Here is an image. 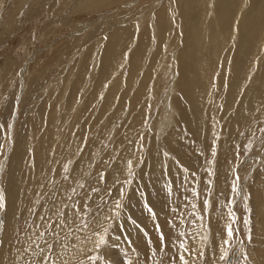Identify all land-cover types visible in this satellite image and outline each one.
<instances>
[{"label": "rangeland", "instance_id": "rangeland-1", "mask_svg": "<svg viewBox=\"0 0 264 264\" xmlns=\"http://www.w3.org/2000/svg\"><path fill=\"white\" fill-rule=\"evenodd\" d=\"M207 1L0 0V264H182L180 256L188 264H264V79L252 88L258 95L243 99L242 108L249 106L240 125L233 110L245 77L224 74L221 63L228 59L232 71V28L259 16L264 2L213 0L211 16ZM221 8L229 28L217 26ZM161 14L166 27L148 56L151 19ZM194 36L221 47H207V67L185 61L177 120L161 137L157 127L178 77L159 75L158 67L168 45L182 52ZM253 36L243 74L263 55V34ZM113 165L123 168L116 177Z\"/></svg>", "mask_w": 264, "mask_h": 264}, {"label": "bare ground", "instance_id": "bare-ground-1", "mask_svg": "<svg viewBox=\"0 0 264 264\" xmlns=\"http://www.w3.org/2000/svg\"><path fill=\"white\" fill-rule=\"evenodd\" d=\"M250 1V0H249ZM228 2V1H227ZM226 2V3H227ZM247 2H248V0H247ZM247 2L246 3H244V2H242V4H240L239 3V6H238V8H239V10H238V14H241V16L242 15H245V14H243V12L245 11L244 10V8H246L247 7ZM263 2H264V0H263ZM204 3V2H203ZM216 3V2H215ZM207 4H208V10L210 11V15L212 16V15H214V11H217V10H215V9H213V0H208L207 1ZM156 5V4H155ZM159 5V4H158ZM211 5V7H209ZM214 5H216V4H214ZM224 5V4H223ZM228 5V4H227ZM1 7V6H0ZM152 7V6H151ZM222 7V6H221ZM224 7V6H223ZM253 7H256L255 5L253 6ZM173 8V7H172ZM216 9H217V7H215ZM225 8V7H224ZM229 8V7H228ZM227 8V9H228ZM150 9H152V8H150ZM220 9V8H219ZM222 9V8H221ZM257 9H261V8H257ZM257 9L256 8H253V9H251L252 10V13H255V11L257 12ZM214 10V11H213ZM250 10V9H249ZM248 10V11H249ZM219 11V10H218ZM247 11V12H248ZM225 12H227L226 14H228V11H224L223 9L222 10H220L217 14V18H218V28L219 27H221V29H223L224 27H227V28H229V24H228V26H227V22L229 21V19H228V16L229 15H226L225 14ZM229 12H230V9H229ZM171 13V12H170ZM249 13V12H248ZM247 13V14H248ZM151 14V13H150ZM259 14V13H258ZM235 15V14H234ZM250 17H251V15L250 14H248ZM247 15V16H248ZM146 16V15H145ZM151 16H152V14H151ZM150 16V17H151ZM157 16V15H156ZM166 17V15H163V14H161L160 15V19H155V18H153V19H151V23H152V26H150V27H152L153 29H151V31L153 30V36H154V40H153V42H151L152 43V47H151V49L149 50V53H148V56H149V54L150 53H152V52H155V51H153L154 50V47L157 45V37H158V35H159V28H161V29H164L165 27H166V22L164 21V18ZM170 15H168L167 17H169ZM176 16V15H175ZM236 16V20H240L239 19V17H238V15H235ZM235 16H234V18H235ZM258 17V18H257ZM159 18V17H158ZM176 18V17H175ZM178 18V17H177ZM229 18H231V17H229ZM248 18V17H247ZM247 18L246 17H244V20L241 22V24L239 25V27H238V29H237V27L232 23V26L234 25L235 26V29H233L232 28V30H234V35H230L231 34V32H229V34L227 33V37H228V35H230L231 37L232 36H234L233 37V40L234 41H232V48L233 47H236V49H237V51H236V54H238L237 55V59H236V61L234 62V65L232 66V71H231V68H230V66H229V68L230 69H227L228 68V63H227V60H224V61H222L221 63H222V68H223V70H224V74H225V72L228 70V72H230L231 74L233 73V75H234V78H235V80H236V78H237V81L239 80L238 78H240V76H241V79H242V77H243V75H244V77H245V79L243 80L244 81V83H243V81H242V84L240 83V81H238V83L241 85L240 86V88H238V95H240L239 97H241V100H239L240 102L238 103V100H237V98L233 101V105H232V107L234 108V106L236 105V103H238V105H237V108H236V110H233V114H235V117H237V120H235V121H240L241 120V116H242V120L244 119V115H245V113H246V111L248 110V106H244L245 108H242L243 107V99H245V96H247V94L249 93V92H252L253 93V91H252V88L254 87V86H258V84L260 83V81H262L261 79H264V33H262V31H264V9H261V11H260V15L258 16L257 14H256V16L255 17H251V19H249L248 20V22L250 23V24H252V27L250 28V26H249V23H246V20H247ZM257 18V19H256ZM146 19V18H145ZM171 19H173V18H171ZM178 20V19H177ZM233 20V19H232ZM259 20H261L260 22H258ZM148 21H149V17H148ZM176 21V20H175ZM195 21V20H194ZM145 22V21H144ZM179 22V21H178ZM192 22V21H191ZM148 23V22H147ZM150 23V22H149ZM150 23V24H151ZM173 24H171V25H174V23L175 22H172ZM236 23H237V21H236ZM213 24H214V22H213ZM181 25H183V24H181ZM198 25V24H197ZM215 25V26H216ZM205 26V25H204ZM215 26H214V28L213 29H215ZM216 26V27H217ZM140 27H142V26H140ZM183 27V26H182ZM176 28V27H175ZM181 28V27H180ZM197 28V27H196ZM149 30H150V28H148ZM174 29V28H173ZM190 30H194V27H189V30H188V32H190ZM199 30V29H198ZM225 30V29H224ZM224 30H222L223 32H224ZM227 30V29H226ZM147 32H149V31H147ZM171 32H173V31H171ZM170 32V33H171ZM187 32V33H188ZM195 33H197L198 31H194ZM214 32H216V31H214ZM259 32H261V34H263V37H262V41H260V42H262L261 43V45H259V51H258V54L261 52V51H263V55L260 57V56H256V58H257V62L255 63V66L251 69V72H247V74L246 73H244L243 74V72H244V69H245V61H247L248 60V58L250 57V53L254 50V47L255 46H253L254 45V43H255V41H257L256 40V38L253 36V34H256V33H259ZM169 33V34H170ZM203 33V32H202ZM220 33H221V31H220ZM225 33V32H224ZM146 34V33H145ZM162 34V33H161ZM174 33H172V34H170V35H173ZM181 34V33H180ZM189 34V33H188ZM169 35V37H171ZM182 35V34H181ZM196 35V34H195ZM221 35V34H220ZM223 35V34H222ZM237 35H240L239 37H240V40L238 39V41H239V46H237V44H236V38H238L237 37ZM259 35V34H258ZM176 36H177V34H176ZM216 36V35H215ZM219 36V35H218ZM226 36H222L223 38H225ZM229 36V37H230ZM173 37V36H172ZM175 37V36H174ZM182 37V36H181ZM149 38H150V36H149ZM160 38V37H159ZM178 38H179V36H178ZM189 38V37H188ZM218 38V37H217ZM222 38V39H223ZM163 39H164V37H163ZM166 39V38H165ZM168 39V38H167ZM176 39V38H175ZM219 39V38H218ZM231 39V38H230ZM258 39V38H257ZM177 41H178V39H176ZM175 40V42H177ZM212 40V39H211ZM210 40V41H211ZM224 40V39H223ZM222 40V41H223ZM181 41V40H180ZM228 41H230L229 39H228ZM167 42H168V40H167ZM225 42V41H224ZM241 42V43H240ZM172 42H171V40H170V44H171ZM228 43V42H227ZM120 44V43H119ZM168 44V43H167ZM167 44H165V46L163 45V50H165L164 49V47L166 48V45ZM219 44H221L220 42H219ZM226 44V43H225ZM160 45V44H159ZM170 46H172V44L170 45ZM217 46V42H216V39L214 40H212L211 41V43H209L208 45H205L204 43H203V41H201V39H198L196 36H194V38L193 37H191L190 39H188V42L186 43V46H184V50L181 52L180 51V48L178 49V50H175V49H173V48H169V45L167 46V48H166V51H167V53H166V55H165V58H164V61H163V59H162V64H160L161 66L160 67H158V69L160 68V70H159V75H162V76H164V77H168L169 75H171L172 73L174 74H172L173 76H171V77H173L174 78V76L176 75L178 78L177 79H173L172 81H174L172 84H173V88L171 87V91H170V93L172 94V102H171V104L168 106V107H170V111L169 112H165V115H164V117H162L161 118V120H160V122H159V125H158V134L162 137V135L164 134V135H166V129L167 128H169V127H171L172 125H173V118L177 115V113H178V111H179V106H178V103H179V97H178V95H180V94H182L183 92H182V90L180 89V86H181V84L179 83L180 81H182V79L183 78H185V77H187V73H188V70H187V73H186V76H184V74H185V71H184V69H185V67H186V65H185V61L186 62H190L189 63V65H191V57H193V59L196 61V66H200V67H207V66H209L210 64L212 65V63H211V59H208L207 58V55H206V50L207 49H209V48H207V47H212V48H215ZM145 47V46H144ZM178 47V46H177ZM177 47H175V48H177ZM181 47V46H180ZM191 47H194V48H197V49H194V48H191ZM217 47H219V46H217ZM221 47V46H220ZM219 47V48H220ZM225 47V46H224ZM141 48V47H140ZM147 48L148 47H146V50H147ZM160 48V47H159ZM187 48V49H186ZM219 48H218V50H219ZM227 48V47H226ZM116 49V48H115ZM173 49V50H172ZM186 49V50H185ZM191 49H193V51L191 52V55H189V56H186V51L189 53V51H191ZM231 49V48H230ZM256 49V48H255ZM215 50H217V49H215ZM227 50H229L228 48H227ZM232 50V49H231ZM234 50V49H233ZM174 51V52H173ZM256 51H257V49H256ZM142 52V51H141ZM157 52V51H156ZM218 52V51H217ZM163 53V52H162ZM254 53H255V51H254ZM164 54V53H163ZM192 54H194L193 56H192ZM216 54H218V53H216ZM223 54V53H222ZM230 54V53H229ZM235 54V53H234ZM252 55H253V53H251ZM186 57H185V56ZM228 55V54H227ZM260 55V54H259ZM225 56V55H224ZM229 56H231V54L229 55ZM135 57V56H134ZM162 57V56H161ZM218 57V56H217ZM226 57V56H225ZM120 58V57H119ZM148 58V57H147ZM212 58V57H211ZM214 58V57H213ZM212 58V59H213ZM255 58V57H254ZM252 58H250V60H251ZM137 60V59H136ZM160 60H161V58H160ZM214 60V59H213ZM230 60V59H229ZM249 60V61H250ZM121 61H123L122 59H121ZM153 61V60H152ZM234 61V60H233ZM254 61V60H253ZM124 62V61H123ZM159 62V61H158ZM167 62H171L170 63V69H169V71L168 72H166V70H168V69H166V67H167V65H169V64H167ZM213 62V61H212ZM220 62V61H219ZM250 62H252V61H250ZM98 63H99V61H98ZM122 63V62H121ZM153 63V62H152ZM151 63V64H152ZM216 63V62H215ZM97 64V63H96ZM154 64H156V60H155V63ZM153 64V65H154ZM167 64V65H166ZM233 64V63H232ZM248 64H249V62H248ZM218 65H219V63H218ZM251 65V63L247 66V67H249ZM254 65V64H253ZM125 66V62L123 63V64H121L120 65V63H119V66H118V68L119 67H124ZM154 67H156V66H154ZM218 67V66H217ZM216 67V70L218 69ZM246 67V68H247ZM252 67V66H251ZM98 68V67H97ZM116 68V67H115ZM117 68V69H118ZM138 68V67H137ZM152 68V67H151ZM157 68V67H156ZM249 69H250V67L247 69L248 71H249ZM95 70V69H94ZM246 70V71H247ZM213 71V70H212ZM129 73V72H128ZM156 74V73H155ZM210 74H212V72L210 73ZM214 74V73H213ZM230 74V75H231ZM246 74V75H245ZM147 75V74H146ZM145 75V76H146ZM148 75H150L149 73H148ZM159 75H156V76H159ZM181 75H183L184 77L182 78V77H180ZM232 75V76H233ZM152 76V75H151ZM207 76V75H206ZM209 76V75H208ZM218 76V75H217ZM221 77V76H220ZM230 77V76H229ZM243 77V78H244ZM116 78V77H115ZM180 78H182V79H180ZM217 78V77H216ZM222 79H224V75H222V77H221ZM167 79V78H166ZM188 79V78H187ZM207 79V78H206ZM113 80V79H112ZM164 80V79H163ZM189 80H190V78H189ZM193 80V79H192ZM219 80V79H218ZM225 80H226V78H225ZM224 80V81H225ZM113 81H115V80H113ZM113 81L111 82V83H113ZM185 81V80H184ZM195 81V80H194ZM212 81V80H211ZM223 81V82H224ZM229 81V80H228ZM109 82V83H110ZM186 82H187V80H186ZM189 82V81H188ZM187 82V83H188ZM196 82H198V81H196ZM223 82H219V84H223ZM226 82V81H225ZM210 83H212V82H210ZM227 83V82H226ZM235 83H237V82H235ZM124 84V83H123ZM144 84V83H143ZM197 84V83H196ZM213 84V83H212ZM218 84V83H217ZM216 84V85H217ZM233 84V83H232ZM263 88H264V80H263ZM130 85V84H129ZM150 85V84H149ZM168 85V84H167ZM166 85V86H167ZM192 85H193V83H192ZM214 85V84H213ZM227 85V87H228V85L230 86L231 85V81H230V84H226ZM234 85V84H233ZM251 85H252V87H251ZM260 85V84H259ZM108 86V85H107ZM107 86H106V88H107ZM118 86V85H117ZM122 85H120V87H121ZM191 86V85H190ZM233 87V86H232ZM250 87H251V89H250ZM261 87V86H260ZM261 87V88H262ZM189 88V87H188ZM192 88H194L193 86H192ZM217 88V87H216ZM108 89H110L109 87H108ZM108 89H106L105 90V92L106 91H108ZM117 89V88H116ZM115 89V90H116ZM121 89V88H120ZM230 89H231V87H229L226 91L229 93V91H230ZM114 90V91H115ZM209 90H211V89H209ZM216 90V89H215ZM255 90H256V88H255ZM113 91V90H112ZM114 91H113V93L112 94H114ZM120 91V90H119ZM162 91V90H161ZM219 91V90H218ZM256 91H258L259 92V90H258V88H257V90ZM115 92H117V90L115 91ZM216 92H217V90H216ZM225 92V91H224ZM219 93H221V92H219ZM233 93V92H232ZM241 93H243L242 95H241ZM118 94V93H117ZM123 94V93H122ZM158 94V93H157ZM163 94V93H162ZM217 94H218V92H217ZM234 94V93H233ZM254 94V97H255V95L257 94H259V93H253ZM252 94V95H253ZM99 95H101V94H99ZM109 96H110V94H108ZM160 95V94H159ZM208 95V94H207ZM214 94L212 93V97H213V99H214V97L215 96H213ZM250 95V94H249ZM248 95V96H249ZM102 96V95H101ZM211 96H210V94H209V97L210 98H207V99H209L210 100V102H212V100H211ZM225 96H226V94H225ZM237 96V95H236ZM111 97H112V95H111ZM155 97V96H154ZM227 97V96H226ZM250 97H252L251 95H250ZM113 98V97H112ZM123 98V97H122ZM128 98V97H127ZM151 99L153 98V97H150ZM157 98V97H156ZM163 97H161V99H162ZM232 98V97H231ZM230 98V99H231ZM103 99V98H102ZM109 99L110 100H112L110 97H109ZM114 99V98H113ZM154 99V98H153ZM254 99V98H253ZM257 99V98H256ZM259 99H261V98H259ZM104 100H106V99H104ZM109 100V101H110ZM155 100V99H154ZM158 100V99H157ZM215 100V99H214ZM217 100V99H216ZM250 100V99H249ZM91 101V100H90ZM95 101V100H94ZM258 103H259V101L258 100H256ZM255 101V102H256ZM135 102V101H134ZM216 102V101H215ZM227 102V104H228V101H226ZM231 102V101H230ZM263 102V101H262ZM80 103V102H79ZM106 103H107V101H106ZM213 103V102H212ZM109 104V103H108ZM135 104V103H134ZM186 104H187V102H186ZM214 104H216V103H214ZM264 104V103H263ZM124 105V104H123ZM213 105V104H212ZM229 105V104H228ZM255 105V104H254ZM258 105V104H257ZM260 105H262V104H260ZM162 106V105H161ZM216 105H214V107H215ZM218 106V105H217ZM226 106V105H225ZM250 106H252V104L250 105ZM61 107L62 106H60L59 105V108L61 109ZM76 107H78V106H76ZM165 107V106H164ZM231 107V106H230ZM256 107H258V106H256ZM255 107V108H256ZM216 108V107H215ZM214 108V109H215ZM258 108H260V107H258ZM163 109V108H162ZM169 109V108H168ZM187 109L190 111L191 110V108L188 106V104H187ZM223 109H226V108H223ZM255 110V109H254ZM260 111V110H259ZM52 112V111H51ZM257 112V111H256ZM60 113V112H59ZM58 113V114H59ZM147 113V112H146ZM151 113V112H150ZM180 113V112H179ZM249 113V112H248ZM253 113H254V111H253ZM250 115V114H249ZM256 115V114H255ZM258 115V114H257ZM59 116V115H58ZM173 116V117H172ZM215 116V115H214ZM130 117V116H129ZM177 117V116H176ZM176 117L174 118V123H175V119H176ZM216 117H217V115H216ZM251 117H253V116H251ZM261 117H264V116H261ZM57 118H59V117H57ZM195 115H194V111H193V115H192V118H191V121L193 122V123H195L196 122V120H195ZM218 118V117H217ZM226 118V117H225ZM50 119V118H49ZM177 120V119H176ZM138 120H136V122H137ZM155 121V120H154ZM211 121V120H210ZM244 121V120H243ZM249 121V120H248ZM255 121H257V120H255ZM65 122V121H64ZM156 122V121H155ZM158 122V121H157ZM230 122V121H229ZM241 122L242 121H240V123L239 122H237V123H239L240 125H241ZM251 123L253 122V121H250ZM178 123V122H177ZM202 123H204L203 121H202ZM212 123V122H211ZM233 123V122H232ZM244 123H245V121H244ZM248 123V122H247ZM235 125H236V123H234ZM234 124H232L233 126H234ZM239 124H237L236 126L238 127V125ZM254 124V123H253ZM252 124V125H253ZM77 125V124H76ZM178 125V124H177ZM231 125V126H232ZM239 125V126H240ZM65 126V125H64ZM242 126H243V124H242ZM53 127V126H52ZM76 128V127H75ZM116 129V128H115ZM227 129V128H226ZM239 129V128H238ZM247 129V128H246ZM241 130V129H240ZM244 130V129H243ZM52 131V130H51ZM198 131V130H197ZM229 131H230V127H229ZM231 131H233L232 130V128H231ZM29 133V132H28ZM33 133H34V131H33ZM167 133H168V131H167ZM37 134V133H36ZM197 134V133H196ZM223 134V133H222ZM25 135H26V133H25ZM32 135V134H31ZM30 135V136H31ZM173 135V134H172ZM199 135V134H198ZM29 136V135H28ZM124 136V135H123ZM37 137V136H36ZM198 137V136H197ZM25 138V137H24ZM125 138V137H124ZM28 139V138H27ZM158 139V138H157ZM166 139V138H165ZM217 139V138H216ZM155 140V139H154ZM32 141V140H31ZM163 141V140H162ZM161 141V142H162ZM216 141H218V139L216 140ZM24 142V141H23ZM30 142V141H29ZM28 142V143H29ZM167 144H166V148L169 150L170 148H171V143H172V139H170V138H168L167 139ZM27 143V142H26ZM146 143V142H145ZM72 144V143H71ZM160 143L158 142V145H159ZM173 144V143H172ZM155 145H156V143H155ZM157 145V146H158ZM28 146V145H27ZM26 146V147H27ZM29 146H30V144H29ZM157 146H155L156 148H157ZM20 147V146H19ZM72 147H74V146H72ZM164 147V146H163ZM26 149V148H25ZM29 149H30V147H29ZM28 149V150H29ZM165 149V148H164ZM166 149V150H167ZM217 149V148H216ZM27 150V149H26ZM33 150V149H32ZM215 150V149H214ZM154 151H155V149H154ZM157 151V150H156ZM158 152L159 151H157V155H158ZM17 153H19V151H17ZM33 153V152H32ZM149 153V152H148ZM31 155V154H30ZM36 155V154H35ZM151 155H155V153L153 154H151ZM19 156V155H18ZM31 157V156H30ZM129 157V156H128ZM147 158V157H146ZM153 158V157H152ZM155 158H157V156L155 157ZM149 159V158H148ZM122 160V159H121ZM147 160V159H146ZM150 161V160H149ZM148 161V162H149ZM152 161H156V160H152ZM118 162V161H117ZM122 162H123V160H122ZM125 162V161H124ZM137 162V161H136ZM157 162V164H158V168H160L161 167V164L163 163V159L161 158V160H160V163L158 162V161H156ZM126 163H127V161H126ZM153 163V162H152ZM115 164H118V163H115ZM120 164H122L121 162H120ZM119 164V165H120ZM131 164V163H130ZM119 165H113V168H114V166H115V168H114V170L112 171V173H111V175L110 176H112V177H116L117 175H118V173L119 172H121V170L123 171V164H122V167L121 166H119ZM125 167V166H124ZM130 167V166H129ZM146 167L147 168H149V169H154L153 171H156V166H155V164H153L152 166H151V164H148V163H146ZM126 168V167H125ZM177 170H179V168H177L175 171H177ZM20 171V170H19ZM75 171V170H74ZM221 171V170H220ZM227 171V170H226ZM228 172V171H227ZM226 172V173H227ZM20 173V172H19ZM80 173V172H79ZM123 173H125V172H123ZM14 174H16V172L14 173ZM117 174V175H116ZM176 174V173H175ZM10 175V174H9ZM122 175V174H121ZM124 175V174H123ZM220 175H221V173H220ZM225 175V174H224ZM16 176V175H15ZM156 176V175H155ZM59 177V176H58ZM152 177V176H151ZM9 179H10V177H9ZM115 179V178H114ZM152 179V178H151ZM225 179V178H224ZM153 180H154V178H153ZM82 182V181H81ZM18 184V183H17ZM14 185H16L15 183H14ZM13 185V186H14ZM8 188H10V187H8ZM12 188V187H11ZM21 188V187H20ZM8 191V190H7ZM13 192V191H12ZM16 192V191H15ZM9 194V193H8ZM13 197H15V196H13ZM17 197V196H16ZM15 197V198H16ZM18 198V197H17ZM6 200H7V203H8V213L9 214H11L12 215V213H13V200H12V195L10 194L9 196L8 195H6ZM16 200V199H15ZM17 203V200H16V202H15V204ZM18 204V203H17ZM16 208V207H15ZM14 208V209H15ZM46 216V215H45ZM32 237V236H31ZM33 238V237H32ZM31 238V239H32ZM31 242V241H30ZM30 247V246H29ZM34 247V246H33ZM27 248V247H26ZM31 248V247H30ZM34 249V248H33ZM60 249V248H59ZM97 249V248H96ZM58 250V249H57ZM31 252V251H30ZM33 252V251H32ZM21 253V252H20ZM19 253V254H20ZM23 253V252H22ZM59 253H60V251H59ZM62 253V252H61ZM73 253V252H72ZM54 254H56V253H54ZM67 254V253H66ZM21 255H23V254H21ZM20 256V255H19ZM55 256V255H54ZM53 256V257H54ZM59 256V255H58ZM58 256H56L57 258H58ZM62 256H64V255H62ZM62 256L60 255L59 256V259H61L62 258ZM72 256V255H71ZM22 257V256H21ZM56 257H54L55 259L54 260H56L57 258ZM74 257V256H73ZM40 259V258H39ZM59 259H58V261H59ZM72 260H74V259H72ZM42 261V260H41ZM57 261V262H58ZM64 260H61V261H59V264H62V263H65V262H68L67 260L65 261V262H63ZM55 264V263H54ZM67 264V263H66Z\"/></svg>", "mask_w": 264, "mask_h": 264}, {"label": "snow or ice", "instance_id": "snow-or-ice-1", "mask_svg": "<svg viewBox=\"0 0 264 264\" xmlns=\"http://www.w3.org/2000/svg\"><path fill=\"white\" fill-rule=\"evenodd\" d=\"M2 200H3V196L0 195V201H2ZM0 207H3V204H0ZM151 211H152L151 208H149V212H151ZM233 235H234V230H233V228L231 226H229L228 229H227V236L229 238H231V237H233ZM161 239H163V236L161 237ZM101 242H104L103 239H102ZM181 247L185 248V252L189 251L184 245H181ZM226 258H227L226 256H222L221 257V259H226ZM179 259L182 262V264H188V261L185 259L184 256H180Z\"/></svg>", "mask_w": 264, "mask_h": 264}]
</instances>
